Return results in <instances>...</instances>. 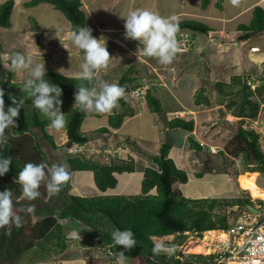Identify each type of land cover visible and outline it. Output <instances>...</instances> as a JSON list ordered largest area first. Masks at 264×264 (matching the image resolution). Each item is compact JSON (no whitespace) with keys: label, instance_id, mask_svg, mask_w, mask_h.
Listing matches in <instances>:
<instances>
[{"label":"trees","instance_id":"16d2710c","mask_svg":"<svg viewBox=\"0 0 264 264\" xmlns=\"http://www.w3.org/2000/svg\"><path fill=\"white\" fill-rule=\"evenodd\" d=\"M209 1L202 0V7L205 8ZM224 1L216 0V7L221 9ZM230 1L235 2V0ZM41 3L50 4L60 11L70 22L71 32L77 26L86 24V15L81 9L80 0H29L25 5L33 7ZM13 7V0H7L0 4V28H10ZM176 24L177 32L188 30L192 33L208 34L211 31L206 24L195 20H185ZM237 31V41L239 42L247 41L251 37L261 34L264 31L263 8L256 6L250 23L238 25ZM2 54L3 45L0 42V70H4L0 71L3 74L0 80V90L4 92V104L6 107L11 105L10 94L17 99L22 97L23 104L17 117L18 123H15V127L5 129V134H9L8 142L0 146V154L12 158L8 173L0 176V191L5 189L12 191L13 205L19 208L17 214L21 216L22 224L19 228L13 224L0 228V264H31L35 262V258L42 260L47 254H63L69 247V238L66 236L63 220H72L93 232L96 231L99 234V241L105 244L106 250L109 249L115 256H121L119 252L123 251V257L128 260L143 258L148 264H153L149 258H154L165 264H171L170 256L152 254L153 237L161 238L174 235L173 240L175 241L185 232H197L201 236V233L207 230H226L236 220L229 223L228 215L218 212L217 209L236 206L242 213L246 210V206L250 205L248 194L244 198L238 197L227 201L215 198H185L176 192L173 189V182L179 181L186 184L188 175L169 158L171 146L164 143L160 146L158 154L152 158L156 168L147 167L144 169L139 195L135 197H80L69 196L66 193L60 209L49 203L46 205L50 207L42 209L37 219L30 216L31 213L26 211L29 204L25 202V199L19 198L21 191L19 185L15 183V179L25 163H47V155L37 140L35 145L23 149L18 138L31 135L30 128L34 126L39 129L43 139L49 141L53 148L58 147L47 133L48 121L32 106L31 98L22 93L20 87L23 83L14 81L15 72L10 70V61H2ZM44 78L61 88V98L70 105L74 103L73 95L77 85L84 83L85 86L95 87L97 84V78H94L89 84L87 81H81L80 77H68L51 68L47 69ZM131 80L123 76L120 82L121 87L125 83H130ZM257 82V85L252 89L251 84L243 81L240 76L231 77L228 88L232 89V93L237 91L238 97H236L239 101L231 99L227 107L231 109L235 106L232 111L235 117L251 120L257 116L260 104L251 100L250 96H262L264 93V74ZM216 86L222 87L223 84L218 83ZM123 88L125 93H129V91L141 87L135 84L132 88L125 86ZM219 94H223V91L220 90ZM142 96L149 112H164L160 99L154 96L150 89H146ZM117 104L121 110L114 111L108 116V126L113 129H118L126 117H132L135 114L125 97H121ZM195 104L211 106L209 100L202 97V90L196 93ZM220 104L222 105V103ZM64 115L66 123L63 128L67 144L70 148H76L75 153H69L65 160L68 172H92L95 185L101 192L114 189L117 186V178L114 174L134 172L135 165L131 160H111L108 163H101L86 157L78 149L85 146L90 140L88 135L81 130L82 123L87 117V111L73 110L72 107L66 110ZM167 126L170 129H181L191 133L194 129V121L175 117L168 121ZM108 131L107 127H103L95 132L104 134ZM258 139L259 136L253 131L248 128H240L225 147V151L232 157L242 156L246 167L245 172H248L245 174H249L250 177L255 173L264 175V153L260 150ZM188 143L192 150L202 149L201 145L192 137L188 138ZM202 176L203 174H197L198 178ZM153 190H155L154 194H152ZM259 204H262V201ZM117 228L131 229L136 240V245L133 248L124 249L123 246H116L112 243L111 233ZM174 241L164 244L174 245ZM210 258L211 256L197 254L180 255L175 260V264H207V260Z\"/></svg>","mask_w":264,"mask_h":264},{"label":"crops","instance_id":"0c3cea01","mask_svg":"<svg viewBox=\"0 0 264 264\" xmlns=\"http://www.w3.org/2000/svg\"><path fill=\"white\" fill-rule=\"evenodd\" d=\"M5 1L7 0H0V4ZM13 1L14 7L11 13V26L8 29L0 28L3 30L0 31L3 32L0 33L1 35H11L16 37H19L20 35L22 38L21 42H23L25 46L29 45V47H31L29 53H26L29 57L40 56L41 60L46 58L52 61L54 57L56 59H62L57 51L63 48V46L71 44L72 46L69 48V57L78 59V54H82V50L78 49L72 42L65 43L66 41L71 40V25L60 11L47 3H41L33 7H26L25 4L29 0ZM80 2L82 5L81 9L86 15L85 26L92 30L93 37L97 39L103 37L106 40L107 50L110 57H112L107 68L99 70L97 83L103 79L108 83L114 82L116 69H120L126 63L130 53L136 56L134 53L139 42L124 39V21L120 16L126 14L130 10L147 9L160 16H175V23L185 20H195L206 24L211 29L208 34H202L204 35V40L199 45L195 46V42L188 52L180 54L175 53V61H171V63L167 65H162L158 61H154V63H156L154 64L156 82L151 83L146 89H150L152 94L160 99L162 105L163 100L161 97L169 98L172 103H175L174 108L167 110L163 107V113H151L147 109L143 100H141L137 107L128 103L134 110L135 114L132 117H126L118 129H113L108 126V116L114 111L119 112L121 110L118 104L107 113L87 111V117L81 126L82 132L96 133L95 131L103 127H107L109 131L104 134L97 133L98 136H96L95 139H90L85 146L78 149L86 157L92 158L101 163H108L111 160H131L135 165V170L136 162L141 160L143 156L151 161V168H156V165L152 162V158L158 154L160 146L164 144L166 140L168 141L169 139H167V137H169L170 139H176L175 141H180V143H182V146L180 147L167 142L171 146L169 158L174 161L175 165L183 171L185 168H188L195 178L197 177V174H203L197 169L202 168L205 163V159L203 158L205 157V144L210 146L206 141L210 130L206 125V121L210 115V106L195 104V94L198 87L201 86V84L199 86V83L202 79L199 77L193 79L194 84L190 86L189 90V98L191 99V105L189 106L183 102L182 94L178 91H174L176 88L175 82H179V80L190 81V78L184 79L186 76H180L181 78L179 79L180 73L184 74L188 69L192 71L191 73L197 70L195 74L198 75L195 76H199V73L201 74L203 69H200L199 72L198 68L194 69L199 65V62L201 67L205 63V65L210 64L211 68H213L211 71L209 70V72H206L208 73V76H210V80H215L218 72H216V68L214 69V67H212L210 61H178V59L182 57L191 59L196 56H202L204 58L206 56L205 54H207L209 58L213 56V58L217 60L216 63L218 65H221L219 64L221 62L224 66H227V64L231 62L236 64V62L239 61H264V49L262 50L258 45V38H263L264 40V33L255 35L247 41H237L238 25H247L250 23L253 16V10L256 6H261L264 10V0H235V2L225 0L221 9L216 7V0H210L205 8L202 7V0H80ZM31 21L34 23V26H31ZM34 36H38V39L36 38L35 40ZM1 41L2 40H0V42ZM32 42H35L36 45L34 46ZM14 44L16 47L9 48L11 50L8 53L6 51L4 52L3 49V61H11L14 53H22L21 50L18 49L22 44L17 41H15ZM247 45L248 48H246ZM47 46H51L52 49L45 50ZM252 48H257L258 51H252ZM142 56L143 55H141V57ZM221 58H223V60H221ZM204 59L206 60V58ZM81 64L77 65V72L72 74L74 76L70 77H80ZM71 69L74 70L72 67ZM1 78L2 77L0 76V80ZM122 78L123 77H121V79ZM139 97L142 96L140 95ZM175 111L178 113L185 112L186 116H188L180 118L185 120L192 119L194 121V129L191 133L181 129L168 128V121L175 118V116H172L171 112ZM83 127H85L87 131H84ZM99 136L106 138L105 140L107 143L102 144L98 139ZM189 137L194 138L201 145L202 149H190L188 143ZM63 138L67 140L64 136ZM74 149L76 150V148ZM99 153L103 156L106 155L107 158H104L103 156L97 158ZM134 172L123 174H133ZM89 173H91L92 185L96 189L95 194L87 195L82 191L77 192L73 190L75 193H71L70 196H125L122 195V193H124L128 181H126L121 187L117 188L118 176L121 174H114L117 178V186L114 189H108L105 192H101L95 185L93 173ZM142 179L143 173L140 180V193ZM189 179L188 176L187 183L189 182ZM175 191L178 192L177 190ZM154 193L155 190L152 191V194ZM64 195H66V193H64ZM64 195L60 198L61 206L57 207L58 209L62 207ZM191 199H204V197ZM62 224L64 225L66 236L69 238V247L63 254H61L65 258L58 260L57 262H59V264H111L108 260L113 254H108L109 249L106 250L107 246L99 241V234L96 233V231L93 232L72 220H63ZM173 236L174 235L161 238L153 237L152 241L154 242L155 239ZM77 240H83L86 244L85 247L82 246V248L78 250L80 255L76 253V250H73L74 248L72 246V243ZM48 257L46 255L42 260L36 258L35 262L31 264H42V262H44V264L53 263L47 262ZM115 258L120 260V263L123 264V259L125 257L115 256ZM124 261L125 264H148L143 258H137L135 260L124 259Z\"/></svg>","mask_w":264,"mask_h":264},{"label":"rangeland","instance_id":"374dc122","mask_svg":"<svg viewBox=\"0 0 264 264\" xmlns=\"http://www.w3.org/2000/svg\"><path fill=\"white\" fill-rule=\"evenodd\" d=\"M30 24L31 26H34V23L32 21ZM0 31L3 30L0 29ZM192 35L196 42L195 46L203 42L204 35L198 33H192ZM36 38L38 39V36L35 37V40ZM21 39L22 38L20 37V35L19 37H16L11 35L4 36L0 34V40H2L1 44L4 46L3 48L4 52L6 51L7 53L11 50L9 48L16 47V45L14 44L15 41L20 42L22 44V46L19 47L18 49L21 50V52L24 55H26V53H29L31 47H29V45L25 46L24 43L21 42ZM258 41H259L258 45L263 50L264 49L263 38H258ZM71 42H72L71 40H68L65 43H71ZM32 44L34 46L36 45L35 42H32ZM71 46H72L71 44H67L63 46V48L57 51L58 55L61 56L62 59L60 58L56 59L54 57L52 61L46 58L41 60L40 56H32L31 58L34 63H40L42 65L45 64L46 71L48 68H51L54 71L61 73L62 75L68 77L74 76L72 74L77 72L78 70L77 65L81 64V62L83 63V53L80 54L78 52L79 53L77 57L78 59L75 58L73 59L69 57L70 54L69 48ZM246 48H248V45L246 46ZM51 49H52L51 46H47L45 50H51ZM205 55L206 56L204 58H206V60L202 56L201 57L196 56L191 59H186L185 57H182L178 59V61H210L212 67H214V69L216 68V72H218V74L215 77V80H210V76H208V73H206L207 71L209 72V70L211 71V69H213L211 68L210 64L205 65L204 63L203 66L201 67L199 62V65L194 69L198 68V72L200 69H203L202 71L204 72V74L201 71V74L199 73V76H195L198 75L195 74L197 70L191 73L192 71L188 69L187 72H185L184 74L180 73L179 79L181 78L180 76H186V78L184 79L190 78V81L179 80V82H175L176 88L174 89V91H178L182 94L183 102L189 106L191 105V99L189 98L190 86L194 84L193 79L199 77L202 80L199 83V86L200 84L201 86L198 87L197 92L202 90V97H206L211 104V106L209 107L210 115L206 121V125L208 126V129H210L209 136L207 137L206 141L210 144V146L205 144V148H204L205 157H203L205 159L204 160L205 163L202 168L197 169L198 171L203 173V176L201 178H197V177L195 178L192 175L191 171H189L188 168H185L184 171L188 174L190 178L189 182L187 184H183L181 182L175 181L173 182V188L177 190L179 193H181V195H183L184 197H189V198L204 197V198L226 199L227 201H231L232 199L238 197L244 198L246 197V194H248L246 191L242 190L239 186L240 183L239 180L241 178H245L249 181L254 182L262 191H264V175L260 173L259 174L255 173L253 176L250 177L249 174H245L248 172H245L246 167L244 165V160L242 156H240L239 158H234L225 151V147L228 141L236 134V132L240 128L246 127V125H248L247 118L235 117L233 115L232 111L234 110L235 106L231 107V109L227 107V104L230 102L231 99L236 100L238 97L237 91L232 93L231 91L232 89L228 88V85L231 81V77L240 76L243 79V81L246 82H249L251 78L252 79L255 78L256 80H259L260 77L264 74V61H239L236 62V64H233V62H231L227 64V66H224L222 65L221 62L219 63L221 65H218L216 63L217 60L213 58V56L209 58L207 54ZM143 57L144 56L142 57L140 56V58H138L134 56L132 53H130L126 63L120 69H116L114 75V82L112 83H116L119 86H121L120 85L121 77L125 75L127 79L129 80L132 79V80L130 83H125L123 86L132 88L135 84H138L141 87V90H144L143 91L144 93L147 86L151 85V83L156 82L155 74H154V64L156 63H154V61H158V60L153 57H144V58ZM221 60H223V58H221ZM172 61H175V56L173 57ZM71 67L74 68V70L71 69ZM0 76L3 77V74L1 72H0ZM27 78H28V70H21L15 72L14 81L16 83H20V84L24 83V81ZM102 81L105 80L103 79ZM98 83L95 86L97 90H98ZM218 83L223 84V86L217 87L216 85ZM250 84H254V82L252 81L250 82ZM136 89L129 91V93L124 92V95L122 96L125 97L128 103H130L134 107H137V105L141 102V100H143V96H142L143 93L141 94L142 97L132 94ZM220 90L223 91V94H219ZM161 98L163 100L162 101L163 107L166 108L167 110H170L175 107V103H172L169 98H165V97H161ZM250 99L260 104L257 116L260 115L261 120H264V93L262 94V96L251 95ZM61 101L62 103L60 105V109L62 114H64L65 111L72 108L73 105H70L67 102H65L63 98H61ZM220 103H222V105ZM6 108L7 107L5 105V109ZM171 114L173 117L186 116L185 112L178 113L175 111V112H171ZM18 121L19 119L16 118L15 123H18ZM30 129H31V135H25L23 137L20 136L18 138V142L21 144L23 149L25 148L27 149L35 145V143L38 141L41 148L47 155L46 164L49 167L52 164L63 163L66 165L65 160L68 157L69 153H75L74 147L70 148V146L67 144V140L63 138V136L66 138L64 128L60 130H55L49 127L47 128V133L53 138L55 145L58 147L56 149L53 148V146L49 141L43 139L42 134L38 128L31 126ZM83 130L87 131L85 127H83ZM86 134L88 135L89 139H95V137L98 136V134L94 132H90ZM98 139L102 144L107 143L105 140L106 138H104L103 136H99ZM167 139L169 140L168 141L166 140L165 143L170 142L173 143V145L175 146H180V147L182 146V143H180V141H175L176 139H170L169 137H167ZM100 156L103 155L99 153V156L97 158H100ZM103 157L107 158L106 155ZM151 166H152L151 161L148 158L142 156L141 160L136 162V170L133 174L119 175L117 188L121 187L126 181H128V185L124 189L125 191L124 193H122V195H125L127 197H135L139 195L140 180L142 178L143 170L145 167H151ZM69 174H70V179L65 183L64 186H62L61 190L57 194L49 197L45 190L44 183L42 182L39 189L41 195L35 200H33V202L25 199V202L33 207V212L30 214V216L37 219L40 216V212L42 209H48L50 207L49 205H46L49 203L51 204V206L60 207L61 206L60 198L63 197L64 193L68 192L67 194L69 196L71 193L73 192L75 193V191L77 192L82 191L87 195L95 194L96 189L92 185L91 173L75 171V172H69ZM249 200H250V204L252 205L259 204L258 201H261V200H254L253 202V200H251L250 198ZM13 208L16 213L19 212V208L17 206L13 205ZM217 211L222 214L226 213L229 217L228 220L229 223H233L235 220L237 221L241 215V212H239V208H237L236 206L219 208L217 209ZM173 237L155 239L154 242H160L163 244L172 243L174 241ZM173 244L176 246V251L169 258L171 264H175V260L178 259L180 255H188V254L202 255L207 252L205 246L203 249L204 251H202L201 253H195L194 251H191L197 245L202 244V242L197 240L194 236H189V235L178 236ZM85 245L86 244L83 240H77L76 242L72 243V246L74 248L73 250H76V253L78 255H80L79 254L80 252L78 250L82 248V246L85 247ZM47 257H48L47 258L48 263L53 262L51 264H59V262L57 261L65 258L63 255H52V254H47ZM124 259H123V264H125ZM149 259L153 262V264H165L161 260L158 261L155 260L154 258H149ZM181 259L184 260V258ZM108 261H110L111 264H121L120 263L121 261L117 260L115 256L113 257L110 256ZM42 264H44V262H42Z\"/></svg>","mask_w":264,"mask_h":264},{"label":"clouds","instance_id":"9594fccd","mask_svg":"<svg viewBox=\"0 0 264 264\" xmlns=\"http://www.w3.org/2000/svg\"><path fill=\"white\" fill-rule=\"evenodd\" d=\"M124 21L123 37L125 40L138 41L135 55L139 58L153 57L162 65L171 63L176 51L177 24L175 16H160L147 9H134L120 15ZM72 43L83 52V63L80 65L81 81L91 84L98 77L101 69L107 68L112 57L107 50L106 40L101 37H93L92 30L87 26H77L72 32ZM10 70L13 72L28 70V78L24 81L21 90L31 98L32 106L39 111L42 117L48 121V127L60 130L65 126V115L62 114V90L58 85L50 83L45 77V64L34 63L31 57L22 53H14L10 61ZM124 95V88L116 83L99 81L96 87L85 86L84 83L77 85L74 92L73 110L94 111L107 113L111 111ZM11 105L5 110L4 92L0 90V146L8 142L9 136L5 129L15 127V119L18 117L23 99H17L9 95ZM12 164L11 156L0 154V176L9 171ZM47 169V171H46ZM70 179V174L65 164H52L50 167L44 163L27 162L17 173L15 183L19 185L20 199L29 201L38 198L42 182L49 197L57 194L62 186ZM28 213L33 212V207L26 208ZM13 224L19 228L22 224L21 216L13 208L12 191L5 189L0 191V228ZM112 243L131 249L136 245V240L131 229L117 228L111 233ZM176 251L175 245H164L155 242L151 252L153 255L164 254L172 256ZM121 256L123 251L119 252Z\"/></svg>","mask_w":264,"mask_h":264},{"label":"built area","instance_id":"2783aa9c","mask_svg":"<svg viewBox=\"0 0 264 264\" xmlns=\"http://www.w3.org/2000/svg\"><path fill=\"white\" fill-rule=\"evenodd\" d=\"M177 42L176 53L188 52L194 45L195 40L192 33L188 30L179 31L175 34ZM255 51L257 48H252ZM252 89L257 85V80L251 79L248 83ZM143 93L141 88H137L132 94L140 96ZM248 128L259 136V147L264 153V120L260 115L254 119L247 120ZM260 203V201H258ZM258 210L255 214L247 209L244 210L237 221L230 225L226 230H207L201 233L185 232L183 235L194 236L197 240L203 241L205 237V248L207 252L203 256H211L207 264H264V203L254 205ZM211 232L215 237H211ZM223 233L225 238L220 239ZM108 254L112 255L110 250ZM197 264V263H193Z\"/></svg>","mask_w":264,"mask_h":264},{"label":"bare ground","instance_id":"6f19581e","mask_svg":"<svg viewBox=\"0 0 264 264\" xmlns=\"http://www.w3.org/2000/svg\"><path fill=\"white\" fill-rule=\"evenodd\" d=\"M257 51V50H255ZM239 186L242 190L246 191L249 195H250V199L253 200H261L264 203V191H262L254 182L249 181L245 178H241L239 180ZM211 237H215V233L211 232L210 233ZM220 239H224L225 236L223 233H220L219 235ZM208 239V237H205L202 241L201 245H197L193 250L195 253H201L202 251H204V246H205V241ZM187 247V246H186ZM188 252V251H187ZM193 253V252H192Z\"/></svg>","mask_w":264,"mask_h":264},{"label":"water","instance_id":"95a60500","mask_svg":"<svg viewBox=\"0 0 264 264\" xmlns=\"http://www.w3.org/2000/svg\"><path fill=\"white\" fill-rule=\"evenodd\" d=\"M262 33H264V31L262 32ZM83 53V52H82ZM247 209L249 210V211H251V212H253V213H255V214H257L258 213V210L255 208V206L254 205H252V204H250V205H247Z\"/></svg>","mask_w":264,"mask_h":264}]
</instances>
